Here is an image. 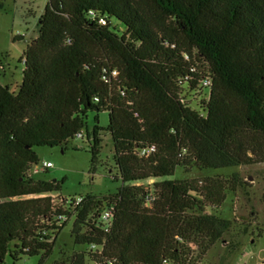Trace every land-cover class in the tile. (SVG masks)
<instances>
[{
    "label": "trees",
    "instance_id": "obj_1",
    "mask_svg": "<svg viewBox=\"0 0 264 264\" xmlns=\"http://www.w3.org/2000/svg\"><path fill=\"white\" fill-rule=\"evenodd\" d=\"M22 60L17 93L0 84V264H43L70 220L84 249L52 264H199L233 225L207 211L242 182L168 178L264 164V0H47ZM88 113L90 172L107 132L121 185L53 206L62 182H32L34 149L65 146Z\"/></svg>",
    "mask_w": 264,
    "mask_h": 264
},
{
    "label": "rangeland",
    "instance_id": "obj_2",
    "mask_svg": "<svg viewBox=\"0 0 264 264\" xmlns=\"http://www.w3.org/2000/svg\"><path fill=\"white\" fill-rule=\"evenodd\" d=\"M47 0H0V84L17 93L22 80L23 52L26 43L37 35V20ZM113 25H117L115 21ZM22 36L23 40L14 37ZM206 92L194 97L195 105L205 99ZM193 103V105H194ZM95 114L88 113L86 127L81 131L82 140L70 139L65 146L35 148L38 164L50 163L44 172L32 174L33 183L62 182L58 195H52L51 204L59 206L61 199H76L85 195L104 197L114 195L121 183L115 180L117 171L112 161V142L107 132L100 131L101 147L99 163L95 173L90 172L89 143L86 130L90 132L95 124ZM107 112L97 115V126L105 129ZM238 175L242 184L234 194H227L225 201L214 211H207L216 217L230 220L233 225L221 241L203 257L199 264H262L264 260V164L226 169H204L185 174L177 168L170 180H203L208 177L230 178ZM147 184V183H145ZM56 220V219H54ZM59 220V219H58ZM63 222V219L62 221ZM61 224V223H60ZM72 221L55 240L52 254L43 264L70 256L84 247L73 245L70 236ZM39 256L20 257L16 262L6 256L3 264H38ZM86 264H89L86 262Z\"/></svg>",
    "mask_w": 264,
    "mask_h": 264
},
{
    "label": "built area",
    "instance_id": "obj_3",
    "mask_svg": "<svg viewBox=\"0 0 264 264\" xmlns=\"http://www.w3.org/2000/svg\"><path fill=\"white\" fill-rule=\"evenodd\" d=\"M205 85H208V83H205ZM76 139H79V140H82L83 139V136L81 135V133L77 134L76 135ZM154 151V148L151 147V148H148V149H145V150H142L140 152V156L141 157H147L151 152ZM51 164L50 163H43L41 166L38 165L36 167H34V169L31 170V172L29 173V176L31 177L32 174H37V173H40V172H44L46 169L50 168ZM152 183V181H149L147 182V184H145L144 186H149L150 184ZM65 202L66 205H69V204H72L73 206H77L81 201H82V198L81 197H78L76 199H69V200H66V199H61V203L62 202ZM154 201V195L152 193L151 190H148L147 188L145 189V195H144V202H145V206L148 207L150 206L151 203H153ZM100 218V222L101 224L105 225L106 228L109 227L110 225V222H111V219H112V210H106L102 213V215L99 216ZM65 220L64 218H60V222ZM91 250H95V247L94 246H91Z\"/></svg>",
    "mask_w": 264,
    "mask_h": 264
}]
</instances>
